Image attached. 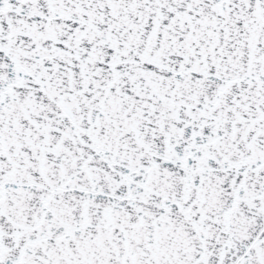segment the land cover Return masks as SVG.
I'll return each instance as SVG.
<instances>
[{"label": "snow or ice", "instance_id": "1", "mask_svg": "<svg viewBox=\"0 0 264 264\" xmlns=\"http://www.w3.org/2000/svg\"><path fill=\"white\" fill-rule=\"evenodd\" d=\"M0 264H264V0H0Z\"/></svg>", "mask_w": 264, "mask_h": 264}]
</instances>
